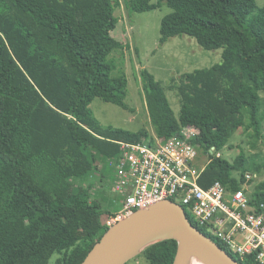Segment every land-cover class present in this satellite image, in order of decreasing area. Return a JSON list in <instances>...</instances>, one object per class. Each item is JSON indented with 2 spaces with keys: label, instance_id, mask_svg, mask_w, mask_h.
<instances>
[{
  "label": "trees",
  "instance_id": "16d2710c",
  "mask_svg": "<svg viewBox=\"0 0 264 264\" xmlns=\"http://www.w3.org/2000/svg\"><path fill=\"white\" fill-rule=\"evenodd\" d=\"M130 13L158 7L151 0H122ZM170 9L160 20L159 42L188 36L204 50H221V62L184 73L168 91L179 104L175 116L166 88L147 70L142 90L155 133L162 138L194 126V143L207 155L199 185L222 183L235 191L246 174L264 163L243 151L232 160L221 151L239 129L264 141V4L255 0H160ZM119 0H0V264H80L107 229L111 211L91 196L98 159L119 153L117 142H141L130 133L102 128L93 118L95 98L126 107L127 79L111 76V37ZM213 148L220 156L211 155ZM104 169L100 168L102 172ZM238 175V178L237 176ZM249 184V182H248ZM264 202V181L251 194ZM191 224L203 234L206 230ZM214 240V239H213ZM240 264L241 260L214 240ZM176 242L145 248L147 264H172Z\"/></svg>",
  "mask_w": 264,
  "mask_h": 264
},
{
  "label": "built area",
  "instance_id": "2783aa9c",
  "mask_svg": "<svg viewBox=\"0 0 264 264\" xmlns=\"http://www.w3.org/2000/svg\"><path fill=\"white\" fill-rule=\"evenodd\" d=\"M198 134L194 126H185L169 138L154 133L141 142H117L118 155L105 161L113 173L109 191L119 208L111 211L105 226L169 200L241 260L251 257L250 264H264V202L253 204L252 192L243 184L235 191L218 181L207 188L199 185L205 164L199 163V145L194 143ZM209 153L219 156L213 148ZM91 196L95 198L93 190Z\"/></svg>",
  "mask_w": 264,
  "mask_h": 264
},
{
  "label": "rangeland",
  "instance_id": "374dc122",
  "mask_svg": "<svg viewBox=\"0 0 264 264\" xmlns=\"http://www.w3.org/2000/svg\"><path fill=\"white\" fill-rule=\"evenodd\" d=\"M255 2L257 7L264 4V0H255ZM151 3L158 4V7L148 12L130 13L124 7L123 1L119 0V6L114 10L116 26L110 35L121 43L122 49L112 52L107 60L111 61L114 66L111 76L124 74L127 79L126 107H119L95 98L89 107L93 118L102 128L111 127L130 133H137L145 129L149 134L154 135L155 131L150 121L142 90L140 77L142 70L149 71L155 80L166 88V95L172 110L175 116H178L179 104L174 93L167 89L171 81H178L184 73L209 68L221 62L220 49L204 50L188 36H175L160 44V20L170 12V9L160 0H151ZM252 142L253 139L247 137L243 129H239L229 142V145L233 147L232 150H228L226 146L220 152L221 156L232 161L240 151H243L247 157L254 156L257 163H264V141L259 140L254 146L251 145ZM200 158L199 163L204 164L208 156L200 155ZM97 162H99L97 163L98 169L91 174L92 177L89 178L90 175H88L80 178L77 183L75 182V185L91 181L95 198L103 201L104 209L116 211L119 208V201L109 191L113 173L107 167L108 164L104 159H98ZM100 166L106 168L99 172ZM236 176L238 178V175ZM250 178L251 174L247 173L243 186H247L249 191L253 192L254 187L264 181V168L252 180ZM99 234H103L102 229H99ZM50 264H53V258ZM126 264L147 263L137 256Z\"/></svg>",
  "mask_w": 264,
  "mask_h": 264
},
{
  "label": "water",
  "instance_id": "95a60500",
  "mask_svg": "<svg viewBox=\"0 0 264 264\" xmlns=\"http://www.w3.org/2000/svg\"><path fill=\"white\" fill-rule=\"evenodd\" d=\"M165 240L176 242L172 264H240L188 220L183 208L169 200L137 210L108 227L80 264H126L145 248Z\"/></svg>",
  "mask_w": 264,
  "mask_h": 264
},
{
  "label": "bare ground",
  "instance_id": "6f19581e",
  "mask_svg": "<svg viewBox=\"0 0 264 264\" xmlns=\"http://www.w3.org/2000/svg\"><path fill=\"white\" fill-rule=\"evenodd\" d=\"M188 264H202V263H200V262H198V261H196V260L191 259V260L188 262Z\"/></svg>",
  "mask_w": 264,
  "mask_h": 264
}]
</instances>
